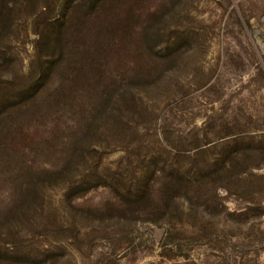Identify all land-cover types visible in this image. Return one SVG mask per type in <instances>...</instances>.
I'll list each match as a JSON object with an SVG mask.
<instances>
[{"label":"rangeland","instance_id":"374dc122","mask_svg":"<svg viewBox=\"0 0 264 264\" xmlns=\"http://www.w3.org/2000/svg\"><path fill=\"white\" fill-rule=\"evenodd\" d=\"M6 3L0 264H264V0Z\"/></svg>","mask_w":264,"mask_h":264},{"label":"trees","instance_id":"16d2710c","mask_svg":"<svg viewBox=\"0 0 264 264\" xmlns=\"http://www.w3.org/2000/svg\"><path fill=\"white\" fill-rule=\"evenodd\" d=\"M12 3H6L4 5L1 6L0 8V18L1 19V25H0V31L2 30V27L4 26V21H6L7 19L11 18L12 15H10L11 11H12ZM24 8H28V5L27 6H24ZM66 15H68V9L67 11L65 12V14L62 16L61 19H53L52 20V24L54 25V29H55V33L58 34L57 32L61 31V29L63 28H66L67 29V32L71 33V36L74 37L76 36L75 38V42H74V45H72V48L74 49L78 43V40H77V33H74L75 30V25L77 23V19L76 17H73V18H67V19H63ZM72 17V14L71 16ZM76 19V20H75ZM71 22V23H70ZM68 23H70L69 25H67ZM60 39V38H59ZM65 44H63V48H64ZM78 46H79V43H78ZM61 48V47H60ZM41 77L37 78L36 81H41ZM35 82H33L32 84H29L28 85V89H26L27 91L32 88L34 85H35ZM25 90V92H27ZM94 96L96 95V103L93 104V106H90L88 109L89 110V114L90 116L94 115V119L97 118V115L101 113V111L105 110V107H106V101L109 100L110 98H107L106 95L104 94V91L103 90H100L98 87H95V91H94ZM111 94V93H109ZM108 94V95H109ZM111 96V95H110ZM85 128V127H83ZM66 160H68V158H66ZM65 162V158H61V163H64Z\"/></svg>","mask_w":264,"mask_h":264}]
</instances>
